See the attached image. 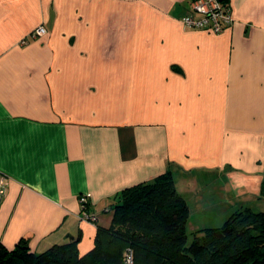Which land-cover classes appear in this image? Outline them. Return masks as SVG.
<instances>
[{
	"label": "crops",
	"instance_id": "obj_1",
	"mask_svg": "<svg viewBox=\"0 0 264 264\" xmlns=\"http://www.w3.org/2000/svg\"><path fill=\"white\" fill-rule=\"evenodd\" d=\"M227 2L212 32L182 22L191 0H0L4 246L85 254L123 189L169 171L194 229L264 211V0Z\"/></svg>",
	"mask_w": 264,
	"mask_h": 264
},
{
	"label": "trees",
	"instance_id": "obj_2",
	"mask_svg": "<svg viewBox=\"0 0 264 264\" xmlns=\"http://www.w3.org/2000/svg\"><path fill=\"white\" fill-rule=\"evenodd\" d=\"M189 216L169 171L123 189L110 226H98L87 253H80L79 237L43 252L22 238L12 250L0 242V264H127L129 251L131 264H264V211L240 209L220 226L195 231L190 243Z\"/></svg>",
	"mask_w": 264,
	"mask_h": 264
},
{
	"label": "built area",
	"instance_id": "obj_3",
	"mask_svg": "<svg viewBox=\"0 0 264 264\" xmlns=\"http://www.w3.org/2000/svg\"><path fill=\"white\" fill-rule=\"evenodd\" d=\"M235 21L232 7L227 0H191V10L182 18V22L191 29H208L212 32H222L230 28ZM46 33L43 25H38L32 32L34 37L42 36ZM27 43V39H22L21 44ZM8 177L0 171V203L6 195ZM87 200L82 198L81 216L84 220L96 221L97 216L86 211ZM125 262H133L132 251L126 255Z\"/></svg>",
	"mask_w": 264,
	"mask_h": 264
},
{
	"label": "rangeland",
	"instance_id": "obj_4",
	"mask_svg": "<svg viewBox=\"0 0 264 264\" xmlns=\"http://www.w3.org/2000/svg\"><path fill=\"white\" fill-rule=\"evenodd\" d=\"M196 218H199V217L194 216L193 219H191V216H189V219H188V223H187V229H188V233H189L188 243H190L193 240V237H194L193 233L199 229H202V228L194 229L195 227L193 226V224H195L194 222H195Z\"/></svg>",
	"mask_w": 264,
	"mask_h": 264
}]
</instances>
